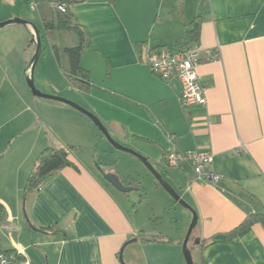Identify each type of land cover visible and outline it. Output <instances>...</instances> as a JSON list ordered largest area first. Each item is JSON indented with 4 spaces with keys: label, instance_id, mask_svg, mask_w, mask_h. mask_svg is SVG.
<instances>
[{
    "label": "crops",
    "instance_id": "0c3cea01",
    "mask_svg": "<svg viewBox=\"0 0 264 264\" xmlns=\"http://www.w3.org/2000/svg\"><path fill=\"white\" fill-rule=\"evenodd\" d=\"M71 11L88 35L80 65L92 88L79 91L68 80L57 85L43 73L38 88L95 114L194 209L195 264H264L260 224L228 235L247 215L264 213V0H89ZM16 18L42 27L43 51L62 67L34 0H0V23ZM196 22L198 39L191 46L201 51L198 74L207 103L184 110L180 83L162 81L142 58L148 49L179 50ZM33 35L31 26L0 29V248L13 264H122L120 251L137 239L124 250L127 264H186L182 247L192 213L136 158L101 139L88 117L32 95L25 77ZM33 130L26 143L21 136ZM47 147L67 149L74 165L24 197ZM172 148L212 152L219 185L198 181L187 164L167 168L164 158ZM102 171L134 190H116ZM164 214H170L168 229L153 228ZM156 237L164 241H149Z\"/></svg>",
    "mask_w": 264,
    "mask_h": 264
},
{
    "label": "trees",
    "instance_id": "16d2710c",
    "mask_svg": "<svg viewBox=\"0 0 264 264\" xmlns=\"http://www.w3.org/2000/svg\"><path fill=\"white\" fill-rule=\"evenodd\" d=\"M89 0H34L41 14L42 22L47 36L51 40L52 47L60 54L64 75L70 84L79 91L88 92L92 88L89 73L80 65L82 54L85 50L88 35L80 26L71 11L77 4ZM115 1V0H112ZM58 5L65 6V11H59ZM199 24L193 23L192 30L187 37L178 42L180 50H188L191 43L198 39ZM69 151L64 148L47 147L39 156L35 169L30 174L26 183L24 197L38 190L42 184L61 169L73 166L69 159ZM4 213V207L0 204V223ZM260 224L264 228V213H253L246 216L242 223L228 235L237 234L254 225ZM35 228V227H33ZM144 242L148 241L142 237ZM164 241L162 237H156L149 241ZM0 250L7 255L10 253Z\"/></svg>",
    "mask_w": 264,
    "mask_h": 264
},
{
    "label": "built area",
    "instance_id": "2783aa9c",
    "mask_svg": "<svg viewBox=\"0 0 264 264\" xmlns=\"http://www.w3.org/2000/svg\"><path fill=\"white\" fill-rule=\"evenodd\" d=\"M57 9L64 12L65 6ZM142 62L162 81L168 83L176 79L181 86L180 105L184 110L204 107L207 103L205 89L200 82L198 68L202 63V55L197 45L188 50H176L173 47L148 49ZM214 154L210 151H179L172 148L166 153L164 162L167 168H180L189 165L196 179L207 185L216 187L220 176L211 170ZM18 254L23 253L21 247H16ZM14 257L0 250V264H13Z\"/></svg>",
    "mask_w": 264,
    "mask_h": 264
},
{
    "label": "water",
    "instance_id": "95a60500",
    "mask_svg": "<svg viewBox=\"0 0 264 264\" xmlns=\"http://www.w3.org/2000/svg\"><path fill=\"white\" fill-rule=\"evenodd\" d=\"M23 25V26H31L33 28L34 31V35H33V39L32 42L35 43L36 45V52L31 60V64H30V68H31V74L30 76L27 77V84L28 87L30 88V91L32 93V95L35 98H39V99H45V100H51V101H56V102H60L63 104H66L68 106H70L71 108L75 109L76 111L82 113L83 115H85L86 117H88L93 124L99 129V131L102 133V135L106 138V140L118 151L127 153L131 156H133L134 158H136L143 166L144 168L148 171L150 177H152L153 179L156 180V182L182 207L186 208L187 210H189L192 213V222L190 225V228L188 230V233L186 235V238L183 242V256L185 259V263L186 264H195L194 259H193V255L191 252V249L189 248V241L192 238V234L193 231L195 230L197 224H198V215L197 213L194 211V209L188 204L186 203V201L183 200L182 196L178 194V192L168 183V181L163 177V175L157 170L155 169V167L152 165V163L149 161V159L147 157H145L144 155H142L141 153H138L136 151H134L133 149H130L126 146L121 145L120 143H118L109 133L108 129L106 128V126L102 123V121L93 113H91L90 111L84 109L83 107H81L80 105L61 98V97H57V96H52V95H48V94H44L42 93L35 85V79H34V70L41 58L42 52H43V45H42V38H41V33L39 31V29L37 28V26L34 23L16 18V19H12L9 21H5L0 23V29L7 27L9 25ZM103 173L104 178L112 185V187H114L116 190L122 192V193H130L134 190V188L132 187H128L126 185H124V183L122 182V180L117 177L114 174L111 173ZM137 239H134L132 241L127 242L124 247L122 248V250L120 251L119 254V259L120 262L122 264H126L124 262V250L127 246H129L130 244L136 243Z\"/></svg>",
    "mask_w": 264,
    "mask_h": 264
},
{
    "label": "rangeland",
    "instance_id": "374dc122",
    "mask_svg": "<svg viewBox=\"0 0 264 264\" xmlns=\"http://www.w3.org/2000/svg\"><path fill=\"white\" fill-rule=\"evenodd\" d=\"M37 28L39 29V31L41 32L42 31V35H41V38H43L42 39V43H45L46 42V39H45V37H44V34H43V30H42V27H41V29L37 26ZM33 39V38H32ZM32 39H31V41H30V47L29 48H34L35 49V52H36V45H35V43H33L32 42ZM35 52H34V54H35ZM34 54H33V56H34ZM33 56H32V58H33ZM43 67H44V69H43ZM42 71V72H41ZM64 70H63V68L60 66V63H59V60L57 59V58H55L54 56H52L51 57V55H50V57L48 56V57H46V54H45V51H43L42 52V55H41V58H40V60H39V63H38V65L36 66V68H35V70H34V77H35V85H36V87L38 88V84H39V80H40V77H42L43 75L45 76V77H50V78H52L54 81H55V83H57V85H62V83L63 82H66L67 83V79H66V77H65V75H64ZM42 73H43V75H42ZM30 74H31V68H29L28 69V75L25 77V83H26V85H27V87H28V84H27V77L28 76H30ZM42 75V76H41ZM28 89H29V87H28ZM39 89V88H38ZM40 90V89H39ZM41 91V90H40ZM42 92V91H41ZM43 93V92H42ZM44 94H46V93H44ZM62 98V97H61ZM37 99V98H36ZM38 100H40L39 98H38ZM68 100V99H67ZM71 101V100H70ZM73 102V101H72ZM75 103V102H74ZM22 110V109H21ZM26 115H28V118L30 119V121L31 122H34V118H32L33 116H31V114H29V113H25ZM93 124V123H92ZM94 125V124H93ZM95 126V125H94ZM96 127V126H95ZM97 128V127H96ZM32 129H34L33 127H32ZM98 129V128H97ZM34 131V130H33ZM98 131H99V129H98ZM100 132V131H99ZM3 133H5V131L3 130V131H0V137H4L2 134ZM37 133V131H34L33 133L32 132H25V134H24V136L25 137H23V136H21L22 137V139L23 140H25L26 141V143H27V140L29 141V143L31 142V141H33V139H34V136H35V134ZM100 135H101V139H102V137H103V135H102V133L100 132ZM104 139H106L105 137H104ZM14 143V141H12V144ZM14 145H15V143H14ZM17 145V144H16ZM111 145V144H110ZM7 146H9V145H7ZM112 146V145H111ZM5 147H6V145L4 146V149L3 150H6L5 149ZM113 147V146H112ZM113 149H115L114 147H113ZM116 150V149H115ZM114 150V151H115ZM4 152H6V151H4ZM118 152V151H117ZM119 154L121 153V154H124V155H127V153H124V152H118ZM128 156H131V155H129L128 154ZM115 171H117V168L115 169ZM11 196H14V195H11ZM143 209L145 210V212L148 214V212H150V210H149V208H148V206H147V204H145V205H143ZM147 217H149V215H147ZM150 218V217H149ZM162 220H158V221H155L154 220V222H153V224H152V227L153 228H163V229H165V230H167L168 229V226H166L165 224L170 220V214H164L163 216H162ZM191 225V224H190ZM190 225H189V227H188V229H187V232H186V235H187V233H188V230H189V228H190ZM186 238V237H185ZM185 240V239H184ZM192 245H193V240H192V238L190 239V241H189V248L191 249V247H192ZM182 251H183V249H182ZM123 258H124V262L126 263V260H125V257L123 256ZM127 264V263H126Z\"/></svg>",
    "mask_w": 264,
    "mask_h": 264
}]
</instances>
